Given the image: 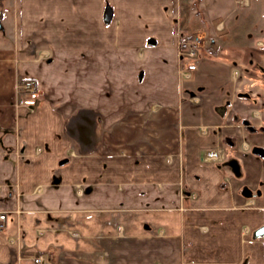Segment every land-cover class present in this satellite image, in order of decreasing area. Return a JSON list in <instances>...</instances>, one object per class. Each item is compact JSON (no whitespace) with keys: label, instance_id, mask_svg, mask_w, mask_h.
<instances>
[{"label":"crops","instance_id":"obj_1","mask_svg":"<svg viewBox=\"0 0 264 264\" xmlns=\"http://www.w3.org/2000/svg\"><path fill=\"white\" fill-rule=\"evenodd\" d=\"M0 24V264H264V0H0Z\"/></svg>","mask_w":264,"mask_h":264},{"label":"built area","instance_id":"obj_2","mask_svg":"<svg viewBox=\"0 0 264 264\" xmlns=\"http://www.w3.org/2000/svg\"><path fill=\"white\" fill-rule=\"evenodd\" d=\"M212 43L211 39L203 36H193L183 39L179 43V55L181 57L180 75L182 79L188 80L196 69V62L200 57L201 51ZM40 90L39 82L33 78H28L17 83L16 93L18 96L17 106L27 107L33 113L35 105L38 101ZM204 162H221L223 156L219 149L204 150L201 155ZM6 220V214L0 213V227ZM43 257L39 255L34 259L35 263L39 264Z\"/></svg>","mask_w":264,"mask_h":264},{"label":"water","instance_id":"obj_3","mask_svg":"<svg viewBox=\"0 0 264 264\" xmlns=\"http://www.w3.org/2000/svg\"><path fill=\"white\" fill-rule=\"evenodd\" d=\"M112 17H113V10L111 9H108L106 10V13H105V18L107 21H111L112 20ZM0 29H1V24H0ZM255 236L256 237H262L264 236V227L258 229L255 233Z\"/></svg>","mask_w":264,"mask_h":264},{"label":"rangeland","instance_id":"obj_4","mask_svg":"<svg viewBox=\"0 0 264 264\" xmlns=\"http://www.w3.org/2000/svg\"><path fill=\"white\" fill-rule=\"evenodd\" d=\"M206 38H209L210 39V37H206ZM212 41V40H211ZM192 77V76H191ZM28 79V78H27ZM34 79V78H33ZM191 79V78H190ZM36 80V79H35ZM183 81H187V80H185V79H182ZM189 80V79H188ZM22 81V80H21ZM20 82V81H19ZM18 82V83H19Z\"/></svg>","mask_w":264,"mask_h":264},{"label":"trees","instance_id":"obj_5","mask_svg":"<svg viewBox=\"0 0 264 264\" xmlns=\"http://www.w3.org/2000/svg\"><path fill=\"white\" fill-rule=\"evenodd\" d=\"M107 8L112 10V8L110 6H108Z\"/></svg>","mask_w":264,"mask_h":264}]
</instances>
